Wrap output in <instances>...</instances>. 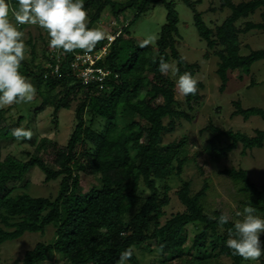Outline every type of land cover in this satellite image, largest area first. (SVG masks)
Masks as SVG:
<instances>
[{
  "label": "trees",
  "instance_id": "obj_1",
  "mask_svg": "<svg viewBox=\"0 0 264 264\" xmlns=\"http://www.w3.org/2000/svg\"><path fill=\"white\" fill-rule=\"evenodd\" d=\"M163 3L166 8L165 22L156 40V63H144L141 54L149 47H140L131 34L130 27L138 16L155 5ZM10 9L18 10V0H6ZM89 21L88 28L99 19L103 11L110 12L115 23L111 32L118 29L116 20L126 10H133L131 18L125 21L116 37L107 45L106 52L95 60L93 67L107 71L101 81L91 79L84 82L71 63L75 55L83 52L77 49L64 53L62 49H51L45 62L31 67L22 61L20 72L26 78H33L37 84V96L44 104L53 108L56 115L60 108H69L77 100L74 109V126L66 142V150H57L54 167L49 166L38 155L29 154L22 160L13 154L1 157L0 147V245L14 240L25 232H44L47 226L54 227L50 241H38L26 249L17 264H46L45 260L54 252L67 260L68 264H116L119 254L131 247L140 248L144 242L153 239L160 253L161 264H242L244 259L233 255L226 246L228 229L234 227L230 218L223 227L218 218L224 212L205 211L201 198L206 184L192 193L188 180H183L177 189V197L184 206L182 211L171 213L163 223L164 207L169 203L167 180L173 174H180L188 156L181 155L187 143L186 136L178 141L164 143L162 136L172 130L173 121L189 114L176 108L178 100L175 82L159 71L161 56L187 66L194 73L195 63H187L175 45L178 33V17L173 2L168 0H83ZM221 7H227L229 14L221 24L209 27L202 19L201 12H193V24L200 39L214 50L217 57L216 73L220 79L219 89L223 90L228 80V71L238 68L248 70L256 61L264 60V48L249 49L240 53L239 32L263 29L262 22L247 20L242 28L235 22L248 17L264 0H220ZM14 18V15H13ZM48 36V34H47ZM43 43H48L50 37ZM105 39L94 51L100 49ZM31 60L35 58L34 44H31ZM169 52H168V51ZM58 71L50 73L48 64H55ZM97 74V72H95ZM101 84V88L99 87ZM202 83L198 82V87ZM184 96L191 102L198 97ZM232 115L244 119L257 115L264 120V109L259 106L243 107L239 100L233 102ZM29 106L24 109L13 124L7 123V108L0 109V140L12 138L11 130L20 121H27ZM23 109V110H24ZM25 113V114H24ZM168 122H164V118ZM13 125V126H12ZM215 133L210 138L211 147L221 136L229 139L222 147L228 152L241 143V153L247 149L261 147L264 129H255L253 135L230 129L222 130L209 125ZM27 128V123L25 125ZM53 141L43 137L36 148L45 150ZM80 149L77 151L76 147ZM84 157V161L81 158ZM38 167L44 173V180L60 179L54 197L32 196L26 191L14 193L31 167ZM220 173L237 183L244 196L240 201L243 208L249 204L256 213L264 215V188L257 187L243 168H223ZM94 180L84 191L85 179ZM24 180V181H23ZM163 183L162 194L159 184ZM209 215L217 217L210 219ZM199 225L200 231L187 243L186 225ZM222 229L223 233H219ZM124 233V236H121ZM264 243V234L260 237ZM229 258L221 262L219 256ZM264 264V258L260 260ZM0 264H5L0 258ZM127 264H141L135 251Z\"/></svg>",
  "mask_w": 264,
  "mask_h": 264
},
{
  "label": "rangeland",
  "instance_id": "obj_2",
  "mask_svg": "<svg viewBox=\"0 0 264 264\" xmlns=\"http://www.w3.org/2000/svg\"><path fill=\"white\" fill-rule=\"evenodd\" d=\"M124 2L126 0H115ZM172 1L178 17V33L175 37V45L183 59L187 63H195L193 76L202 83L198 87V97L191 102H187L184 96L178 94L175 84V92L178 103L177 109L189 114V119L184 117L176 118L173 121L172 130L165 132L162 136L164 143L178 141L186 136L187 143L184 146L181 155L188 156L183 163L180 174H173L168 180L167 190L169 203L164 207V215L159 219L161 223L170 216L171 213L182 211L184 206L177 197V189L182 185L183 180H188L190 191L192 193L199 190L203 184L207 185L201 203L206 212L212 213L220 209L227 213L234 221L242 219L235 213L242 211L240 208L243 194L238 190V184L228 176L220 173L223 168H243L246 170L250 180L259 188H264V141L261 147L247 149L241 153V143L228 152H224L222 147L229 142L225 136H221L216 142L215 147H211L210 138L214 135L209 125L217 126L222 130L230 129L240 131L247 135H253L255 129H264V120L252 115L244 119L241 115H232L235 109L233 102L239 100L243 107L259 106L264 109V60L256 61L248 70L238 68L228 71V80L223 90L219 89L220 79L216 73L217 57L214 50L220 46L209 48L205 41L199 38L196 28L193 24V12H201L202 19L209 26L214 28L221 24L224 18L229 14L227 7L220 6V0H168ZM237 3L242 0H232ZM9 6V5H8ZM9 6V20L18 30L24 33L23 39L26 44L25 61H31L33 68L37 62H45V56L49 55V42L43 43L41 38L47 39V31L30 23L18 24L13 18L14 12ZM133 10H126L119 15L115 26L118 29L129 20ZM166 8L161 2L156 3L146 11L142 12L136 21L131 25L130 30L136 42H142L149 37H155L149 47L141 54L140 60L144 63H151L153 57L157 55L158 46L156 40L159 32L165 22ZM247 20L253 22H262L264 20V6L258 7L248 17L238 19L235 24L242 28ZM89 21L88 17L86 23ZM115 23L110 12L103 11L99 19L96 20L91 28H98L106 34L111 32ZM90 28V29H91ZM240 44V53L245 54L249 49L264 48V30L250 29L247 32L238 33ZM31 44H34L35 58L31 60ZM168 51V50H167ZM169 52V51H168ZM169 63H175L180 69V74L188 68L185 64L177 62L170 58ZM175 82V78L169 73L167 75ZM37 89V84L33 78H27ZM25 104L29 106V117L27 121H20L18 126L33 131L31 140H16L15 137L1 139V157L6 154H13L19 159L27 160L29 154L40 156L46 164L54 167V157L57 150H66V142L73 129L74 109L77 100L69 104V108H60L56 115H53V108L48 104L41 102L37 92L35 98L29 103H18L7 108V123L13 124L18 120L24 109ZM24 109V110H23ZM25 114V113H24ZM168 122V118H164ZM13 126V125H12ZM43 137L51 139V144H46L45 150L36 148L39 140ZM79 146L76 147L78 151ZM84 161V157L81 158ZM24 180L28 181L26 188L19 184L14 193L26 191L32 196L54 197L57 194L60 179L44 180V173L36 166L31 167L26 173ZM23 180V181H24ZM94 180L86 178L83 182L84 191L89 189ZM163 183L159 184L162 194ZM264 219V215L255 213ZM223 233L222 229H218ZM200 231L199 225H186L187 243L191 242L194 234ZM54 235V227L47 226L44 232H25L22 236L14 240L5 241L0 245V258L5 264H17L20 262L26 249L31 248L38 241H50ZM156 242L153 239L147 240L134 251L141 264H161L160 253L156 250L150 251L148 248H155ZM264 258V256H261ZM258 261H246L242 264H261ZM221 262H229V258L220 255ZM46 264H68L67 260L59 256L56 252L51 254L46 260ZM219 264V263H217Z\"/></svg>",
  "mask_w": 264,
  "mask_h": 264
},
{
  "label": "clouds",
  "instance_id": "obj_3",
  "mask_svg": "<svg viewBox=\"0 0 264 264\" xmlns=\"http://www.w3.org/2000/svg\"><path fill=\"white\" fill-rule=\"evenodd\" d=\"M9 6L6 0H0V109L18 103H29L35 98L37 89L20 72L25 59L26 44L24 33L17 29L9 18ZM18 24L30 23L39 25L48 33L49 47L62 49L64 53H72L77 49L91 53L96 45L106 38V33L98 28H88L87 11L83 0H18V10L14 12ZM111 39V37H108ZM155 37L144 39L140 47L149 46ZM153 58L152 63H156ZM159 71L169 73L175 78L178 94L195 95L198 91V80L192 73L180 69L175 63L167 62L163 56L159 59ZM87 83V81H85ZM16 140H31L34 133L30 129L17 127L11 130ZM255 207L245 206L235 215L242 217L229 228L226 246L233 255L246 261H258L264 256V243L260 237L264 234V219L256 215ZM210 219L217 217L209 215ZM230 216L223 213L218 218V225L228 224ZM121 233V236H124ZM129 247L119 254L116 264H127L133 255Z\"/></svg>",
  "mask_w": 264,
  "mask_h": 264
},
{
  "label": "built area",
  "instance_id": "obj_4",
  "mask_svg": "<svg viewBox=\"0 0 264 264\" xmlns=\"http://www.w3.org/2000/svg\"><path fill=\"white\" fill-rule=\"evenodd\" d=\"M119 29L115 32H109L106 34L105 43L100 47L97 51H92L91 53H85L84 51L81 53H78L75 55L74 60L72 61L71 65L73 68H75L78 71V76L82 78V80L89 81L91 79L99 80L101 81L104 77V75L107 73V71H103L100 68L93 67V64L95 63V60L98 59L100 56H102L106 50L107 45L116 37V35L119 33ZM108 37H111L109 39ZM50 67V73L56 74L58 71V63L56 60V63L51 65L48 64ZM97 72V74H95ZM99 87L101 88V84H99Z\"/></svg>",
  "mask_w": 264,
  "mask_h": 264
}]
</instances>
